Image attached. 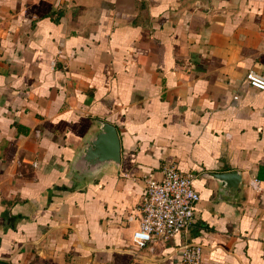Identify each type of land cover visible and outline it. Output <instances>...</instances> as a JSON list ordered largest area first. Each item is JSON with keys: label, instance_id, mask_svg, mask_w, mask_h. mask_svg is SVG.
<instances>
[{"label": "crops", "instance_id": "0c3cea01", "mask_svg": "<svg viewBox=\"0 0 264 264\" xmlns=\"http://www.w3.org/2000/svg\"><path fill=\"white\" fill-rule=\"evenodd\" d=\"M264 0H0V264H264ZM119 170L72 186L93 120ZM198 173L195 224L134 252L139 178ZM239 169L220 197L206 170Z\"/></svg>", "mask_w": 264, "mask_h": 264}, {"label": "built area", "instance_id": "2783aa9c", "mask_svg": "<svg viewBox=\"0 0 264 264\" xmlns=\"http://www.w3.org/2000/svg\"><path fill=\"white\" fill-rule=\"evenodd\" d=\"M249 84L264 89V74L253 68L245 73ZM198 173L182 170L176 162L166 161L157 176L152 172L139 178L143 192L139 201L128 211L126 220L135 222L130 234L134 252L148 247L154 250L173 236L187 232L195 224V209L200 198L194 186ZM180 264H202V244L185 241L181 245Z\"/></svg>", "mask_w": 264, "mask_h": 264}, {"label": "water", "instance_id": "95a60500", "mask_svg": "<svg viewBox=\"0 0 264 264\" xmlns=\"http://www.w3.org/2000/svg\"><path fill=\"white\" fill-rule=\"evenodd\" d=\"M92 128L78 146L70 164L75 176L72 186L97 181L108 169L119 170L121 164V141L117 127L112 122L96 118ZM201 176L215 181L220 197L234 195L244 186L243 174L239 169L206 170Z\"/></svg>", "mask_w": 264, "mask_h": 264}]
</instances>
